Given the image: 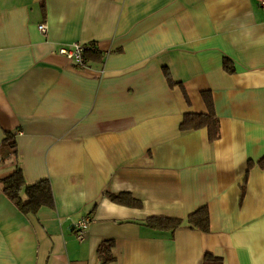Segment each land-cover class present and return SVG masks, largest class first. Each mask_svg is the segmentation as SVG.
I'll list each match as a JSON object with an SVG mask.
<instances>
[{
	"label": "crops",
	"instance_id": "crops-1",
	"mask_svg": "<svg viewBox=\"0 0 264 264\" xmlns=\"http://www.w3.org/2000/svg\"><path fill=\"white\" fill-rule=\"evenodd\" d=\"M73 43L94 44L101 61L75 69L57 52ZM204 94L219 122L213 143L205 128H179L208 112ZM8 135L15 150L1 149ZM263 157L255 0H0V179L19 167L27 184L48 180L54 199L25 215L0 188V264H202L206 254L264 264ZM204 206L208 233L145 225Z\"/></svg>",
	"mask_w": 264,
	"mask_h": 264
},
{
	"label": "trees",
	"instance_id": "trees-1",
	"mask_svg": "<svg viewBox=\"0 0 264 264\" xmlns=\"http://www.w3.org/2000/svg\"><path fill=\"white\" fill-rule=\"evenodd\" d=\"M90 46H95L91 44ZM84 60L86 63L101 61V54L96 49H88L84 52ZM73 65V64H72ZM75 69L84 70L73 65ZM224 69L231 73L232 66L228 59L223 61ZM167 79L171 83L170 78ZM204 101L206 103L208 112L205 114H186L180 124L181 132L195 131L206 129L208 133V140L210 143L216 141L220 136L219 122L213 111V104L211 97L204 94ZM16 143L12 136L5 137L1 144V149L10 151L15 150ZM16 153L11 152V156ZM258 166L264 168V157L257 162ZM0 188L3 194L25 215H35L42 207H53L54 199L51 185L48 180H40L33 184H27L22 170L17 167L10 175L0 179ZM108 200L112 203L130 207L140 208L141 202L128 193L119 194H105ZM145 225L158 232H166L172 235L176 230L182 226H187L192 230H197L202 233L209 232V213L204 206L191 213L186 219L169 218V217H149L145 221ZM112 244L108 243L99 249V254H103L102 262L106 263L112 260L110 249ZM202 264H222L221 259L213 257L212 255H204Z\"/></svg>",
	"mask_w": 264,
	"mask_h": 264
},
{
	"label": "built area",
	"instance_id": "built-area-1",
	"mask_svg": "<svg viewBox=\"0 0 264 264\" xmlns=\"http://www.w3.org/2000/svg\"><path fill=\"white\" fill-rule=\"evenodd\" d=\"M258 6L264 11V0H255ZM38 30L43 35L47 33V26L42 23L38 26ZM88 49L96 50V46L83 45L80 43H73L70 45L61 46L58 49V54L68 60L71 64L77 66L81 69H87V63L84 60V52ZM91 224V219L89 217H84L79 219L73 229L75 231V238L77 241L81 242L85 239L88 228Z\"/></svg>",
	"mask_w": 264,
	"mask_h": 264
}]
</instances>
